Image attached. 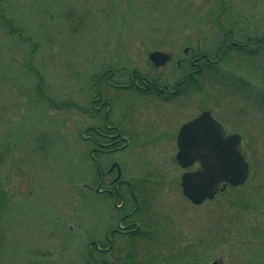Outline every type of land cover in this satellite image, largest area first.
I'll return each instance as SVG.
<instances>
[{"label": "rangeland", "instance_id": "rangeland-1", "mask_svg": "<svg viewBox=\"0 0 264 264\" xmlns=\"http://www.w3.org/2000/svg\"><path fill=\"white\" fill-rule=\"evenodd\" d=\"M9 1L17 8L26 34L32 37L31 45H35L32 51L27 43L4 35L6 26L0 27V178L8 181L6 190L14 195V200L22 202L19 213L14 214L20 224L10 230V236L23 242L20 245L16 239L19 251L38 249L37 253L44 257L55 253L58 240L62 239L59 259L62 263L66 257L77 262L88 240L100 239L107 222L113 221L111 212L110 218L105 215V205L88 196L96 205L95 226L91 211L81 209V202L76 200L79 190L86 191L80 186L87 183L90 173L84 155L83 160L79 158L83 145L77 136L79 117L72 103L78 105L81 92L86 95L85 81L90 79L92 63L119 61L143 73L151 70L147 53L153 49L172 51L178 56L187 46L203 49L218 36L206 23V16L214 12L216 4L212 0ZM224 8L226 13L221 20L234 26L235 39L264 34V0H225ZM31 51V66L45 80L43 96L52 98L54 107L48 108L35 96L37 82L33 74L29 71L24 78L20 72L19 67L26 63ZM236 69L243 74L249 72L244 67ZM261 71L258 64L253 78L256 85L264 87L259 79ZM224 91L234 98H226L223 91L216 96L212 89L209 97L206 92L192 96L194 104L190 103L191 110L187 108L189 114L181 111L180 104H172L173 116L165 125L164 119L149 110L151 120L162 119L161 125L157 123L163 132L148 130V135L136 139L142 149L123 151L118 157L124 163L126 177L145 174V181L151 186L145 187L146 204L152 213L168 217L182 251L187 257L194 256L193 264H211L214 260L216 264H264V108L257 102L235 98L239 94L231 88ZM115 98L114 115L129 114L126 108H139L144 102L138 96ZM216 100L221 106L211 105L214 112L224 116L230 128L238 125L245 136L246 159L252 171L246 189L240 190L246 194L243 198L237 199L236 195L242 194L230 190L194 206L181 192L182 170L174 162L173 133L192 112ZM67 103H71L68 109L62 106ZM225 103L232 107L231 111L223 108ZM145 113L143 107L137 110L138 122L147 120ZM38 132L45 136L41 151L36 150ZM73 168L80 172L78 176L86 178L77 180L75 189L67 182V195L66 186L58 177ZM254 187L260 189V200L247 198L254 193L250 190ZM49 218H57L55 223H60L62 231L52 228L57 233L47 232L45 238L42 230L49 226ZM157 233L164 234L161 229ZM177 246L166 242L163 248ZM12 264H20L17 257Z\"/></svg>", "mask_w": 264, "mask_h": 264}, {"label": "trees", "instance_id": "trees-1", "mask_svg": "<svg viewBox=\"0 0 264 264\" xmlns=\"http://www.w3.org/2000/svg\"><path fill=\"white\" fill-rule=\"evenodd\" d=\"M213 3L215 2L216 8H213L214 10L213 13H210L208 17V21L206 23L208 24L209 22H213V28L216 31V34L220 38L219 40H215V42L220 46L218 47L219 50L222 49L223 51L225 50V45L230 42L229 37L232 35V31L234 30V26L228 22H223L221 20V17L226 13L225 11V0H212ZM2 2V3H1ZM4 2V3H3ZM7 2V4H6ZM14 5L11 6V3L9 0H0V27H5L7 29L5 31L4 35H7L10 39L12 37H15L16 39L19 40V42L22 44L27 43V45H30L32 47V51H34V44L31 45L32 42V37L27 33L25 30L24 26L20 23V16L16 13L17 8L13 7ZM14 13L15 15H13ZM230 15V14H229ZM230 18V16H229ZM228 23V24H227ZM227 24V25H226ZM227 34L228 39H224L223 34ZM257 40L251 41H246L244 40V45L240 42H234L230 43L224 53L221 54L220 59L222 60L221 62H228V57L227 53L229 52L230 48L233 49V51H236L233 56L240 55L242 56V59L247 60V59H254L258 61L259 60V67H262V71L260 72L261 74L264 72V35L259 36L256 38ZM224 45V46H223ZM230 46V47H229ZM252 46V47H251ZM21 50V49H20ZM32 51L28 57V60H26V63L22 66H20V72L24 78L26 77L27 73L29 71L33 74V78L36 80L37 85L34 88V90L39 94L37 97L40 99L41 102H46L48 108L54 107L53 99L52 98H46L43 96V92L45 89V80H43V75L39 73L38 70L34 69L31 66L32 63ZM226 56V57H224ZM232 56V57H233ZM258 64H256L253 61L252 67L255 69H258ZM24 67V68H23ZM23 68V69H21ZM261 70V69H259ZM6 74L8 72L6 71ZM24 74V75H23ZM10 75V72H9ZM238 83H235L236 85L243 86L240 91L243 94H240V96L245 97L246 99H249L250 95L252 94V88L246 81H240L239 78H237ZM185 83L189 82V79L184 81ZM260 82L264 83V78L262 79L260 77ZM250 86V87H249ZM35 92V93H36ZM261 90L258 92L259 97L261 96ZM257 95V96H258ZM260 101H264V97L260 99ZM56 106V105H55ZM40 137L36 138V144H38V149L40 150L41 147V132H38ZM41 151V150H40ZM1 155V153H0ZM10 171V169H8ZM76 171V168L71 169L70 171H65L62 172V180L67 184L72 185V187L75 188V182L79 180L80 178H86L83 177L82 175L78 176ZM90 173V179L93 176V172L91 170L89 171ZM88 179V180H90ZM6 183L8 181L6 178H0V264H12V260H15L17 257V262L20 264H64L65 261L68 260V257L62 258L63 263L59 259L58 255L62 254V251L56 250L55 253H51V255L44 257L42 254L37 253L38 249H30L29 251H19L17 248V237L12 238L10 236V230L14 227H17L20 223L14 218V214L19 213V209L22 206V202H18L14 200V195L10 193L8 190H6ZM239 189V188H238ZM135 191H137V194H139V188L136 187ZM96 193L91 192L90 189L86 188V191H81L77 192V200L78 203L79 201L81 202L79 205H82V209L85 210V207L88 208L89 210H92L90 213L93 215V223L96 226V218L95 214L93 212V207H88L87 203H90L91 198L93 195ZM104 195V194H103ZM103 195L101 194L100 196L104 199ZM89 196V197H88ZM252 196V200H260L261 195H256L254 196L253 194H249L248 197ZM94 197V196H93ZM107 198V197H106ZM27 201V200H26ZM126 204V201H125ZM139 207L134 210V215H133V221L138 225V229L132 232L128 233H123V232H114L113 237L116 243V248L112 250H107L105 251L104 249L100 248L102 251H99L98 249L96 250V245H93V248L96 250L95 253L96 255L93 256V258L96 259L97 264H106L105 262H102L101 259L103 260H108L111 263L110 264H193L194 256L189 255L188 257L183 255L182 250H177L175 251L177 254V257H175L174 252L167 251L168 253L166 254V251L160 250V246L158 245L159 240V234H157V230L165 225L162 223H153L151 220H145L142 216L146 214V210L142 206L141 202L138 205ZM24 211L27 212V209H24ZM26 219V218H25ZM16 221V222H15ZM163 222V221H162ZM111 222H107L106 229H109L111 227L110 225ZM52 228H55L59 233L62 231L61 229L55 226L53 223H50V226L48 227L49 234H54L57 233L56 230L53 232ZM25 229V228H24ZM224 234V233H223ZM151 240H147L149 238ZM89 239L88 241H90ZM150 243H155V248L152 246H146L143 247L142 245L150 244ZM126 247V251L124 252V248ZM82 246L80 247V249ZM87 247L84 246L82 250H80V253H82L81 260L76 261H70L66 264H89V259L90 256H87ZM112 251V252H111ZM94 253L91 250V254ZM186 257L185 259H182V257ZM46 259V260H45ZM193 259V260H192ZM45 260V261H44ZM102 263H101V262ZM166 261H171L172 263H167Z\"/></svg>", "mask_w": 264, "mask_h": 264}, {"label": "flooded vegetation", "instance_id": "flooded-vegetation-1", "mask_svg": "<svg viewBox=\"0 0 264 264\" xmlns=\"http://www.w3.org/2000/svg\"><path fill=\"white\" fill-rule=\"evenodd\" d=\"M224 39H227V37H224ZM234 42H236L235 39L231 37L230 43ZM230 43H227L225 46L223 45L225 50L223 51L222 47L220 53L216 51V47L215 49L212 48L209 52L214 53V58L212 57V54L205 53L201 55L193 54L189 57L177 59L175 61L177 67L175 73L169 75L164 73L167 64L162 68H154L151 66L149 73H141L137 70L128 71L124 67L106 68L101 70L96 76V87L90 100V108H85L83 101H81L78 106L81 120L79 122L81 126L80 137L82 139L85 138L91 140L92 158L95 161L98 171L100 172V169H103V167H100V161L108 155L110 156V162L108 163L107 168H109L112 162L118 163L121 178L122 168L120 160L114 158L117 153L126 151L131 147L138 148L139 144L138 142H135V140L139 135H148V130L158 129L159 131H162L163 129L160 128L162 119H164L165 125L168 121H171L170 119L173 116L172 112L174 106L172 104L177 105L179 103L181 106L180 109L181 111L183 110V113H190V111L187 110V108L191 110L188 102H181L179 101L180 98L190 97L193 92L201 91L200 89L210 90L213 86L218 89L216 82L213 84L209 82L198 85L196 83L198 82L196 78L200 77H196V74L201 76L206 75L211 79L213 77L215 81L217 71L220 70L219 68H216L217 60L219 61V57L226 51V49H228L227 46ZM185 54L187 55V51ZM170 63H173L172 57L168 64ZM187 78H190L188 84L183 82L184 80H187ZM100 82H104L107 89H100ZM108 88L119 94V97L129 96V94L132 93L135 96L143 98L144 103L141 104L139 108L142 109L143 107L145 109L146 113L144 114V117H146L147 120L144 118L143 122H138L136 114L139 109L138 106H132V109L128 106L129 108L126 109L129 111V114L120 112L118 115H114V98H112V95L110 94L112 91ZM149 110L151 112L154 111L155 116L159 115L162 119L156 117V122H154V118L151 120L148 112ZM199 112H201V110L195 114L192 112V115L188 116L187 119H184L177 126V130L181 124L190 120ZM166 117L168 118L167 121L165 119ZM158 121L160 125L157 123ZM84 123L87 124L84 125ZM177 130L173 133L174 137ZM160 134L161 133H159L157 137H159ZM151 135L153 136V134ZM112 169L107 170V174L114 171V173H111L113 176L109 179V182L113 185L110 194L113 199L118 197L123 201V196L125 194L119 190V186L123 185L128 188V186L132 185V182L126 178H122V180L116 182L114 178L116 175V168ZM98 180H100L99 186H101L103 190H106L105 186H103V178L101 177ZM126 225H131V223H127Z\"/></svg>", "mask_w": 264, "mask_h": 264}, {"label": "water", "instance_id": "water-1", "mask_svg": "<svg viewBox=\"0 0 264 264\" xmlns=\"http://www.w3.org/2000/svg\"><path fill=\"white\" fill-rule=\"evenodd\" d=\"M148 58L158 67L169 59V54L152 51ZM176 143L175 158L180 167L198 163L196 170L186 171L180 177L182 193L192 203H201L227 184L236 186L245 180L248 164L244 159L240 135L225 134L223 127L208 111L184 123L178 131Z\"/></svg>", "mask_w": 264, "mask_h": 264}]
</instances>
